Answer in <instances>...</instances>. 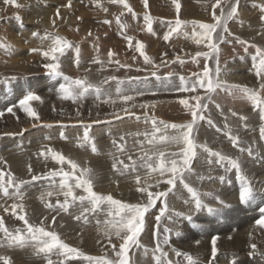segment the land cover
Returning a JSON list of instances; mask_svg holds the SVG:
<instances>
[{
  "label": "rangeland",
  "instance_id": "obj_1",
  "mask_svg": "<svg viewBox=\"0 0 264 264\" xmlns=\"http://www.w3.org/2000/svg\"><path fill=\"white\" fill-rule=\"evenodd\" d=\"M29 1L27 2V4L29 3L28 4L29 6L24 2L22 4L24 6L21 7V9L34 10V14H37L36 12H38L39 13L38 14L39 16L37 18V21H38L39 17L42 15L41 12L45 13V11H43V9L45 10V9H47L49 7L46 6L45 1H43V3H42V1H39V0H34L33 2L31 0H29ZM73 1L75 2V5H74L75 9H78L80 7L81 10H82L81 13H78L79 17L77 16L78 18H80L79 19L80 22H79V20H74V21H78L79 23H84V25H88L92 30L99 31L98 32L99 35H98V38H97V40H98L97 41V46H98V48L99 47L101 48V52L103 53V55L107 56V52L109 50L108 47H109L110 44H112V43H109V41L111 39H108L107 36H110V34L114 32L113 29H112V27H114V26H112V24L114 25V22H116V17L120 16V19H121L122 12H123V16H125L124 12H125L126 9L122 8V6H120V5L110 4L109 0L108 1L105 0L104 2L99 1L100 4H102L104 7H107L109 9V11L106 14V12L104 13V11L102 10L101 7L96 6V4H94L90 0L89 1L88 0H78V1L77 0H73ZM128 1L127 2L131 6H132L133 2H136V0H128ZM183 1H184L183 5H187V6L191 7V8H194V9L201 8V5H199V4L200 3H204V0L199 1V4H195L194 2H191L190 0H183ZM138 2H140V0H138ZM90 4H92V7L89 8V6H91ZM50 6H55V3H50ZM87 6H88V8H87ZM12 7L13 6H9L8 8H6V9H8V11H6L4 13L6 15H4V14L0 15L2 17V18L0 17V24L2 23L0 25V33H1L0 42H3L4 44L10 45L11 47H13L14 43L11 40L12 38L9 36V32L8 31H3V30L1 31V29H3V27L5 29V24L6 23L16 21L17 20L16 19L17 15L20 14L19 17L20 18L23 17V16H21L22 13H23L22 10H20L21 13H19L20 11L18 12L19 14L18 13L17 14H15V13L13 14V12L15 11V8H12ZM32 7H34V9ZM93 7H95L97 10L93 9ZM2 12L0 11V13H2ZM94 12L95 13L98 12L97 15ZM111 12H113V13H111ZM67 13H70V12H67ZM99 13H101V14H99ZM126 14L129 17L132 16L130 13L128 14V12H126ZM12 17H15V18H12ZM143 17H144V15H140V20L137 21V24H135V26H134L135 30H136V31L134 30L135 34L134 33L130 34V31H128V29L125 30L124 32L121 31V33L123 32L124 34H127V35H129L131 37H132L133 34L136 35L137 34L136 32H139L141 30L140 28L144 25ZM81 18L83 19V21H82ZM6 19H8V20H6ZM106 19L110 20L109 24L103 23V21L106 20ZM127 19H129V18H127ZM127 19L126 18L123 19V20L121 19V22H123V25H125V26H127V24H128ZM63 21H60V22L56 23V25L58 23H61V25L60 24H58V26L55 25V27L57 29L55 32L58 33L59 31H61L63 29V31L59 32V35H61L60 33H64L61 36L65 37L66 39H68L71 42L75 41V42H73L74 45H77V44L80 45L81 43H83V42H81V39L79 40L80 37L77 38V36L75 35V34H77V31H75L74 29H76V28L72 27V29L76 33H74L73 30H71L70 27L73 25V23H71L69 21H66L67 22L66 23L65 21L64 22ZM97 21H99L100 24ZM78 22H75L74 25L77 24ZM68 23L70 25V26L68 25L69 28L67 27ZM105 25H107V26L109 25V26L107 27ZM48 27L50 28V25ZM55 27H53L51 30L54 31ZM106 27H107V29H106ZM90 28H88V29H90ZM108 29H109V31H108ZM69 30L72 31V32H70ZM110 30H112L113 32H111ZM104 32H105V35H103ZM141 32L142 31H140L139 33H141ZM134 35H133V38H134ZM7 37H9L10 39L7 38ZM102 37H104V38H102ZM122 37L124 38L123 35H122ZM141 39H143V38L141 37ZM76 41H77V43H76ZM114 41H116V40H114ZM8 42H10V44ZM116 44H118V43H116ZM35 45H36L35 42L33 44L30 43L29 44L30 48L28 47V49H25L24 50L25 52L24 51L23 52L25 54H30V52H29L30 50L29 49H31L32 46H35ZM27 46L28 45H26V47ZM36 46L37 47H41V46H44V44H39V45H36ZM121 46L126 48V51L129 54L125 50H123V52H122V50H119L118 47L114 46L113 50L111 48V50L114 53H116L114 58H116V56H118L122 52V55H124V57L126 59H128V57H130V56L131 57L135 56L137 60L139 58H140L139 60H142V57L138 56L139 53L138 52L135 53L136 52L135 46H133V47H129V46L125 47L126 45H123V44H121ZM22 48H23V46H22ZM132 48H134V49H132ZM4 51H5L4 48L0 49V56L3 53L2 58L5 57L4 56L5 53H7V54H5L6 57L9 55L8 54L9 50L5 51V52ZM81 51H82V54L84 56H86L87 54L88 55H87L86 58L85 57L83 58L84 60L80 61V67H83V65H85L86 66L85 68H87V69H95V68L99 67L98 64L90 63V61L93 60V58H96V57H98L99 59L103 60V57H102L101 54L93 55L91 53V55H90L89 54L91 52L90 49L87 50V52H85L84 49H81ZM117 52H118V54H117ZM149 52H150V50L148 51V53ZM6 57H5V59L4 58L3 59L0 58V70H1L0 71L1 72L0 75H1L2 79L4 78L3 81H1L2 79L0 78V107L4 109V111L1 112V113H3V115L0 113L1 114L0 115V120H1L0 121V169H3L4 171H9L10 170L17 179H23V180H26V181H31V175L43 176V174H46L50 169H52V168H57L58 169L60 167V165H58L55 161H53L51 159V156L43 157V156L39 155V152H40V150L42 148L46 149L47 147H52L56 151H59L61 153L64 152L63 153L64 155H66L69 158L74 159L77 163H79V165L81 167L82 166L86 167L87 165H88L87 167L90 166V168L93 169V175H92L93 185L94 184H104V185L112 186L111 187L112 191L110 189L109 191H107V193H104L105 195L111 194L115 199L122 200V201H124L126 203L144 202L145 199H146V194L142 196L136 190L134 192V195L126 196L125 198L117 194V192L115 191L116 190V186H117V184H122V181H123L125 175H121L119 172L114 171L113 168H112V163H113V158L115 156H117V155H119L120 158L124 159L126 163H129V161L127 159V157L129 155H131L133 157V159H137L139 157V155L143 151H147L149 149L150 146L145 141L144 136L140 135L139 138H138L135 135L136 133H141L140 131H142L141 134H143L145 132V129L149 128V126H151L150 122L149 121L146 122L145 119H144V116L146 115L145 114L146 111L144 113L138 114V113L135 112L136 110L135 111L131 110L134 114L131 117H128V116L125 115V111L124 110H117V111H114V112L112 111L111 112V111H108L107 109H105V110L102 111L103 114L98 115V117H95L94 114H93V116H91V113L93 111V105L88 103V102H86V99H84V100L81 99L80 101L74 103L71 100H63V99H61L58 90H56V92L53 91V93H50L51 91H48L47 87H48L49 84L58 83V82L55 81V79L57 77H52V76L48 75L46 70L44 72H41V71H37V70L36 71H31L27 67L20 68L19 67L20 64H18V62H13L12 59L9 60L10 56H8L9 58L8 57L6 58ZM39 57L41 58V56H38V54L33 53V58L32 59L35 60V61H42V58L40 59ZM74 59H75V57H73V60ZM44 61L45 60L43 59V62ZM68 61H70V62H68L66 64L63 63V61H61V63H62V71L64 72L65 75H70L72 73H76L73 70V68H70V65L72 63L71 59H68ZM1 63H3V66H1L2 65ZM14 63L19 65V66L12 65ZM6 64H7V67H6ZM10 66H13L12 70H11ZM74 66L77 67L76 65H74ZM80 67H78V68H80ZM2 68H3V70H2ZM16 69H18V70H16ZM4 70H5V72H2ZM77 71H79V70H77ZM227 73H225V74H227ZM231 73L232 74L230 76H233L231 78H233L232 81H234V78H235L234 76L237 75L236 74L237 71H233ZM6 74H8V75H6ZM9 76L10 77L14 76V77L13 78L12 77L9 78ZM61 78L59 80H61ZM11 79H13V80H11ZM12 83H13V85H12ZM229 84H233V83H229ZM16 87H21L20 91H19L20 94L22 92H24L23 88L26 87L28 90L29 89H30V91L32 90L33 92H35L36 94H38L41 97V100H39L38 103H36V101L33 104L31 102L30 103H31V106L34 107L37 110V112L39 113L41 118L42 117H46L47 115H52V117L54 119H53V123L52 124L49 123V125H52L51 127H45L44 125H48V124H46L44 122L42 124L40 122V121H44V120H48V119H46V118L43 119L42 118L40 121H34L32 118H29L27 116V114H24L25 112L23 110L21 111L20 108H17V107H19V100H21L23 97L20 98L18 101H16V99L18 98L17 97V92L14 91V89ZM260 89H261V87L258 88V86H257L256 90L260 91L261 95H264V89H261V90ZM43 92H46L48 94V97L45 100H42V96L46 95ZM217 93H219V94H217ZM241 94L242 93H240V92L237 94L234 91L230 95V94H228L227 91H217L215 93V95L213 96V101L208 104V105H210V106H208L209 112L207 110L206 113L208 115L205 113V116L206 117H210V118H212V117L215 118L213 122L216 125H218V127H220L221 129L224 128V124H226V122H227L229 127H231L230 128L231 131L234 132V133L232 132L233 135L237 134V136L239 137L240 147L247 148V147L251 146L253 148V152H254L253 156L249 157L246 152L241 153L237 147L236 148L233 147V145L230 143L229 138L225 136L224 131L217 132L215 128H212V127H210L208 125L206 120L202 124V126L204 127V131H205L204 134H203V139L205 140V142H209V141H211L210 136L213 135V134H216L218 142L219 143L223 142L225 144L224 147H225L226 151L223 152L222 154L231 156L233 158H237L238 157L242 161V167L244 169V172L246 173V175L249 173L247 175V177L250 180V182L252 183V186L254 187L255 191H256V188H257L255 198L252 201H250L249 203L241 204L239 202V199H238L239 185H238V182L235 179V171L233 170L232 172L225 173L224 169L220 168V166L216 165L215 163H213L212 165L209 166L207 164V162H206L207 161V156H206L207 154L203 153L202 150L198 149L197 150V152H198L197 153V158H194V160H196V161L193 160L192 161V165H191L192 168H193L194 174L191 175L189 179L186 178L187 182L191 183L194 187H197L199 190L201 189L200 190L201 192H207V191L215 192L214 194L218 195L221 199H223L227 203H229L231 205V207L223 208L217 213H209L208 214L209 216H208L207 219L199 218L196 215V213H195L191 223L186 221V220L181 219L179 221L181 223H178L175 226L172 225L170 222H167L168 220H166V218L165 219L163 218L164 220L162 219V221H164V222H161V224L159 225V227H160L161 247H163L162 248L163 251L168 253V258L173 262V264H187L186 258L183 255L177 257L176 252L174 251V249L180 251L181 253H185L186 252V253L190 254L193 257V259L195 261H197V264H204L202 262V259H206V256L203 255V257H202L199 251H202L203 253H205L204 251H207L208 248H209L208 249L209 251H212V246L213 245H211V243H212L213 236L217 237L216 247H217L218 251H217V254H216L217 256H215V258H217V260L212 262V264H231L233 259L236 260V264H264V255H261V253H264V243H263V241L259 242L260 241L259 236H258L259 239H257V241L255 239H250V237H249L250 236L249 234L252 233V231H255L256 228L259 229L260 233L261 232L264 233V229H261L256 224H253L255 222V220L259 218V215H257V216L254 215L253 208L256 206V203L258 202V200L262 199L261 197L264 196L263 193H258L262 189V187L264 186V178H263V176H261L262 178L261 177L257 178V176L256 177H252L254 175V173L262 172L263 170H261V171H259V170L264 167V140L260 139V133L256 129L258 125H261L262 121L259 120L260 118L258 119L259 111L258 110L254 111L253 107H252V104H250V102L246 98H244L243 96H242V100L240 99L241 98ZM56 98H57V100H56ZM9 101H13V102L9 104ZM206 102L208 103L209 101H206ZM216 103L221 105V110H218V111L216 110L217 109L215 107ZM9 105L11 106V108H13V111L15 112V115H13L12 113H9L7 111V109L10 108ZM37 106H39V107H37ZM211 106L214 107V108H212ZM225 106L227 107V109H225L226 108ZM246 106L249 107V108H247ZM250 107H252V108H250ZM234 108H237L236 109L237 112H236V110ZM239 108H241V109H239ZM175 109L176 108L168 110L166 112L168 115L165 116L166 118L163 117L164 119H162L161 115H159L158 117H156L154 115H151V117L155 118L158 121L159 120H163L165 123H168V124H171L172 122L173 123L175 122L176 124H180V123L184 124V123H187V122H189L191 120V117L189 116V113H187L188 110L186 111V109H183V108L177 109V110H175ZM182 109H183L184 112L181 111ZM229 109H231L232 111H235L236 113H238V112L239 113L237 114V116L233 117L231 112L229 111ZM17 110H19V111H17ZM227 110H228V112H227ZM238 110H241L242 112L240 113V111H238ZM224 111H226V113ZM244 111H246V112L244 113ZM7 112H8V114H7ZM115 112H117V113H115ZM114 113L115 114H119V115H123L122 119L114 120L113 117L116 116ZM180 113H182V114H180ZM184 114H186V115H184ZM249 114H250V116H249ZM241 115L244 116V117H247V120L246 121L239 120V117ZM99 116H100V118H99ZM137 116L140 117L139 120H135ZM182 116H185V117H182ZM12 118H14V119H12ZM157 118H159V119H157ZM216 118H217V120H216ZM221 118H222V120H221ZM2 119H4V120H2ZM96 120H99V121H106L107 120V122L104 123V124H99L97 128L92 126L89 129L90 136L95 140V143H96V146H97V149H98V151L96 153H93L91 151L90 147H84V148L78 147L77 146V141H78V138L81 137L83 135V132H84V128H83L81 122L84 124L85 121H86V123H89V121L93 122V121H96ZM108 121H111V122L109 123ZM240 121H241L242 124L240 123ZM8 122H10V124ZM255 123H257V125ZM237 124H239V125H237ZM245 124H246V128L244 126ZM263 124H264V122H263ZM27 125H30V126H27ZM33 125H35V126H33ZM240 125L244 126V127H241ZM254 125H256V126H254ZM253 126H254V128H253ZM4 127L6 129H8L10 132L9 131H7V132L4 131L5 130ZM23 127H24V130L22 131L21 128H23ZM161 127H163V126H161ZM236 127H237V130H236ZM98 128L102 129V131H103L102 134H100V132L97 130ZM240 128H243V129H240ZM259 128H260V126H259ZM250 129H252V131H254V132H251V131L249 132ZM119 130H121V131H119ZM148 130H146V131H148ZM239 130H241V131H239ZM246 130H248L249 134H251L250 136L248 135V133H246ZM111 131H113V132H111ZM148 132H151V131H148ZM255 132H257V133H255ZM61 133H63V136L66 137V138H62ZM217 133L219 135H217ZM129 134H131V135H129ZM121 135H124L126 137V140L124 142H122V143H125V151H124L125 154L124 153L123 154L118 153L116 146L112 143V141L114 139L117 140L118 142H120L119 141V137ZM98 136H101V137H98ZM107 136H108V138H107ZM240 136H241V138H240ZM220 137H221V139H220ZM242 139H243V142H246V144L245 143L243 144ZM6 141H7V143H6ZM138 141H139V144H138ZM250 141H251V143H250ZM141 142H143V143L141 144ZM218 142H217V145L219 144ZM241 143H242V145H241ZM202 144H205V143H202ZM206 144H209V147L216 146L215 148L213 147L214 148L213 150H215V151L218 150L217 149V145H213V143L210 144V142L206 143ZM3 145H5V146H3ZM211 145H213V146H211ZM161 148L163 150H165L163 147H161ZM132 151H133V153H132ZM169 151L170 150H167L166 152H169ZM197 160L200 163H197L198 162ZM95 161H96V163H95ZM193 163H194V165L195 164L196 165L194 166ZM98 164H99V166H98ZM29 165L32 166V169H33L32 173L28 172V166ZM52 165L55 166V167H53ZM256 165L258 166V168H257ZM64 168H65V170H70L67 165H64ZM218 169H219V171H218ZM146 171L147 170L146 169L144 170V168H137V172H135V173L129 172L128 174L133 175L132 177H134L137 174L140 175L141 178H142V183H143L144 182V177L146 176ZM202 173H204V174H202ZM263 173H264V171H263ZM197 174L198 175H203L205 177V179L202 180V182H201V180L197 179ZM153 175H156V174H153ZM220 176H226L227 180H230L231 183H228L227 180L224 183H220V181L218 179ZM208 177H213L214 180L213 179H208ZM58 179H60V177H55L52 180H56V182H57ZM40 180H42V181L43 180H48V178L40 179ZM40 180L31 181V182L23 185L22 188H21L22 193L24 195V200H23L24 202L23 203H26V202L30 201V202H28V204H24L25 206H27V207H25V209H26V213H27V218L29 219L30 223H32L34 225H41V222L43 221V225L42 226L46 227L48 230L57 232L59 234L60 238L65 243L70 245L72 248L79 249L81 252H83L86 255H89V256H93L94 255L96 257H104V256H106L108 259H116L115 253L112 250V247H111V244L108 241V238L104 237L102 235V233L100 231H98V228H103L104 227V221L106 219H108V217H107V211H108L107 207H103V210L97 211L94 214L93 213L87 214L88 215V222L87 223L84 220L77 221L76 219H74V217L79 215L83 211V207H90V205L87 202H85V204L82 207L80 204L77 203V204L71 206L68 212L57 211L54 208H47V207H45V205L43 203H41L40 199H38L39 196L35 195L36 193H38L37 190H36V187L39 186V184L41 182ZM38 181H40V182H38ZM49 181H51V180H49ZM97 181H99V182H97ZM206 181H207V183H206ZM148 182H149V180H148ZM34 183H36L37 185L34 184ZM57 183H58V185L55 184V186H59V182H57ZM134 184L136 185V183H134ZM259 184H260V186H259ZM27 185H29V186H27ZM33 185H35L36 187H33ZM206 185H208V186H206ZM47 187H49V185L41 186V188H44V189L47 188ZM213 187H215V188H213ZM226 188H228L229 190L226 189ZM27 189H28V191H27ZM52 190L55 191L56 188L54 187V188H52ZM78 190L79 189H76L75 191L79 192ZM11 191L12 190L10 189V192ZM154 191H156V189H154ZM226 191H228V192H226ZM97 192H101L103 194L102 191H97ZM81 195H82V193H81ZM28 197H29V199L26 200V198H28ZM56 197H58L59 200L63 201V195L60 194L57 191H56V194H54L52 197L47 198V199H49L52 202V200L55 199ZM171 197H173V198H171ZM228 197L230 198L231 201L229 200ZM140 198H142V199H140ZM186 199H189V194L187 193L186 190H183V188L181 186H179V183H177V187H176L175 191L173 193H171V196H168L167 202L169 201L168 205L170 206V209L172 211H180V212H184V213L188 214L192 210V205L191 204H185V200ZM177 200H179V201H177ZM9 201H10V203H8ZM1 202H2V204H1ZM14 202L15 201L13 199H10L9 197H5L2 193H0V205H5V206L9 205L7 207L11 209V204L14 203ZM18 202H16V203H18ZM55 202L56 201H54L52 203L55 204ZM172 203H174L175 205L172 204ZM205 203L211 204V205L213 204L212 205L213 207H218L217 201L215 199H212V198H205ZM175 206H176V209H175ZM261 207H264V205H261ZM256 209H254V210H256ZM152 213H154V212H151V214ZM0 216L4 217L5 224L10 230H14L16 228H21V229L24 228L23 222L19 221L15 217H13L12 214H11V210L8 211L7 213H5L3 211V208L0 207ZM53 216L56 217L55 222H53V220H52ZM97 221L100 222L99 225L97 224ZM213 221H215V222H213ZM162 223L163 224L165 223V224L162 225ZM169 223H170L171 226H169ZM180 224H182V225H180ZM165 226L174 228V231L169 236V240L170 241H169V243L167 245H164L162 243V238H161V237H163V230L162 229ZM183 226H185V228ZM176 230L180 231L179 232L180 236L179 235L177 236L175 234ZM186 230H187V232H186ZM203 230H204V232H202ZM213 230H214V232H213ZM241 233L246 235V239H248L247 241H244V239L243 240L239 239V236L241 235ZM0 237H2V233H0ZM98 241H99V243H98ZM197 241H199V244L197 243ZM120 242L121 241H119L115 236L112 237L111 243L115 244L117 246V250H118ZM183 242L184 243L186 242V243L184 244ZM253 242L258 247H257L256 252L253 255H249V253L253 251L250 248V244H252ZM140 243L142 245H144V246L147 245V243L144 240H142L141 237H140ZM200 243L203 244V246L200 245ZM156 244H157V239L154 238V242L149 244L150 245V250H151V254L150 255H148V254L144 255V249L143 248H139V249L136 248V247L130 248L128 250V253H127V256H128V258L130 260V264H155V262L152 260V250L155 248ZM191 244H194V245L197 244V245L194 246V245H191ZM188 247H190V248H188ZM180 248H182V249H180ZM229 248H231V249H229ZM191 250H192V253H191ZM221 250L223 251V253H222ZM95 251L97 252L98 255L96 254ZM0 255L8 256L10 258L11 264H46V260H47V258L44 256V254H40V255L34 254L33 249L31 247H25V248L7 247V246H5L3 244V240L2 239H0ZM208 255H209L208 257L210 258V261H211L212 253L210 252ZM48 258H51L53 261L64 260V257H60V256H57L55 254L51 255ZM207 261H208V259H207ZM210 261H208L205 264H209ZM0 264H2V262H0ZM65 264H87V261L83 260L82 258L68 259V260L65 261Z\"/></svg>",
  "mask_w": 264,
  "mask_h": 264
},
{
  "label": "snow or ice",
  "instance_id": "obj_2",
  "mask_svg": "<svg viewBox=\"0 0 264 264\" xmlns=\"http://www.w3.org/2000/svg\"><path fill=\"white\" fill-rule=\"evenodd\" d=\"M228 3L227 10H225V3ZM5 5H13L16 8H21L23 5L17 3V0H3ZM98 7L103 8L104 12H108L109 9L104 7L99 3V0H93ZM110 4L120 5L127 10L134 18L136 13L134 12L132 6L127 2V0H109ZM145 10L149 8V0H142ZM173 5L176 8L177 18L175 21H169V29L163 35V40L168 42L173 34H179L183 28H186L190 23L192 25L191 37L197 45L205 44L209 51H197L191 60L193 63H199V58L203 57L205 62L203 64V70L199 73H193L191 83H185L182 87L177 89L181 93H189L188 98L181 99L179 103L183 105L185 109L191 114V120L184 124L176 123H165L163 120H156L155 118L144 116L145 121H151V132L145 131L143 134L136 133L135 135L139 137L143 135L147 144L150 146L147 151H143L137 159H133L131 155L127 157L129 163H126L124 159L120 158L119 155L113 158L112 168L114 171L119 172L121 175L128 174L129 172L135 173L137 168H144L147 170V175L144 177V182L142 183V178L140 175H135V183L137 185L136 191L142 196L146 194V200L144 202L137 203H126L122 200L115 199L111 194H102L94 191L93 189V169L90 167H81L74 159L67 157L63 153L54 150L52 147H47L46 149H41L39 152L40 156L48 157L55 161L60 167L50 169L43 176L31 175V181H37L40 179H54L55 177H60L59 190L60 194L63 195V201L57 199L55 204H53L49 199L54 195L53 191L42 192L38 199L47 208H54L57 211L68 212L70 207L75 204H80L82 207L87 202L90 207H83V211L74 217L77 221L84 220L88 222L89 213H96L97 211L103 210V207H107V217L104 221V227L98 228V231L102 235L108 238L111 244L112 250L115 253L116 259H108L104 257L89 256L81 252L79 249L72 248L70 245L65 243L55 231L48 230L46 227L41 225H34L30 223L27 218V213L25 205L23 203L24 195L21 191L23 185L29 183L23 179H17L14 174L9 171H4L0 169V193L5 197H9L14 201H19V203L11 204V214L13 217L23 222L24 228H16L10 230L6 224L3 216H0V233L3 240V244L7 247H31L34 254L40 255L44 254L47 258L46 264H65L68 259H78L82 258L87 261V264H130V260L127 256L128 250L132 247L143 248L144 255L148 254V249L140 243L141 234L145 230L147 216L150 214V210L160 202L159 214L156 215V225L157 227L153 230V237L157 239V244L152 250V260L155 264H173V262L168 258V253L163 251L160 242V228L162 218H166L172 225L179 223L181 219L188 222H192L195 213L206 210L208 213H217L223 208L231 207L229 203L221 199L218 195L214 194L212 191L201 192L197 187H194L191 183L187 182L186 177L194 174L192 168V161L197 158V150H202L203 153L207 154V164L210 166L213 163L224 169L225 173L235 171V179L239 185L238 199L241 204H246L255 198L256 191L252 186V183L248 179L244 169L242 167V161L237 157L233 158L231 156L222 154L220 151H214L206 143L199 144L195 139V130L197 128L198 122L205 121L212 128H215L217 132L224 131L225 135L228 136L233 147H237L241 153L246 152L249 157H252L254 152L251 146L244 148L240 147V140L237 135H233L229 125L226 123L224 128L218 127L210 117L205 116V112L208 109V103L206 101H213V94L217 91H227L228 94H232L234 91H238L243 94L253 107V110L259 111V117L262 122H264V95H261L260 91L256 89H250L247 86L228 84L227 81L220 80V47L219 43L227 42L231 43L230 40H226L227 35H232L228 28V22L235 19L238 16V6L239 0H215L211 4L212 9V19L213 23H205L202 21H182L179 18L181 5L179 0H172ZM70 6V5H66ZM260 8V21L264 22V3L259 5ZM217 9H219V14L217 15ZM55 16L63 19L60 15V10L57 9ZM17 20L21 18L19 15L16 16ZM79 19V18H78ZM144 22L146 29L149 33L153 32V20L148 11H145ZM116 22L120 25L121 29L125 26L121 22L120 16L116 17ZM103 23L109 24V20H104ZM53 27L56 25V20L52 21ZM124 39L128 42V46L132 47L133 43L136 52L143 57L145 65H152L154 68L158 67L155 65L151 57L146 54L145 45L140 40L133 41V37L121 33ZM215 34V37H214ZM34 37L38 36V33L33 32ZM91 32L88 33L89 38L91 37ZM185 36H188V32H184ZM43 39L48 41L47 47H34L30 49V52L38 54L46 62L43 64L44 69L48 75L52 77H62L63 81L59 84L58 92L60 98L63 100H71L74 103L80 101L91 91L97 94V99H100L103 95L100 85L93 84L88 80L87 76L80 78H71L64 74L62 71V57L65 56L66 52L70 49L75 51L74 63L77 67L80 66V47L79 45H74L71 41L65 37L60 36L55 32H45ZM235 42L241 45H247V41L241 40L236 37ZM10 45L0 42V48H4L5 51L10 49ZM255 48V55L252 57L253 68L256 69V75L261 83V89H264V48H261L255 44L251 45ZM245 51L248 48L245 47ZM115 53L109 49L107 52V57L110 62L119 65L122 68H128L129 65L121 64L119 60H114ZM215 58L216 69L215 76H213L208 61ZM135 59V57L133 58ZM176 61L180 64H184L185 61L179 56L176 57ZM172 61V62H176ZM93 64H103V61L98 57L93 58L90 61ZM163 64V60H162ZM152 76L158 77L157 71L151 73ZM110 80H116V77H110ZM138 79V78H134ZM184 80V77H181ZM104 81L103 83H107ZM119 83H123L120 81ZM200 89L204 90V94H197ZM118 99L123 104L132 103L134 107L135 100L137 97L144 95L142 91H135L132 94H128L119 87L116 93ZM41 97L33 91L27 92L23 98L19 101V108L23 110L29 118L34 121H40L41 117L37 110L31 106L32 101H39ZM105 103L111 102L116 103V100L112 96H106ZM145 104L142 107H147ZM217 110H221L220 104H215ZM55 110V109H54ZM7 111L15 115L13 108H8ZM125 115L131 117L134 113L125 108ZM232 116H237L235 111L229 109ZM115 120H120L122 117L116 115ZM137 120L140 119L139 116L136 117ZM241 121H246L247 117L240 116ZM109 123L111 121H108ZM94 124H99L101 121H93ZM84 132L81 137L78 138L77 146L84 148L90 147L93 153L98 151L95 140L90 136L89 129L92 127L91 124H83L81 122ZM35 126V125H33ZM45 127H51L52 125H44ZM163 126V127H161ZM246 127V125H245ZM171 130V133H169ZM23 131V130H22ZM260 139L264 140V124L261 125L259 129ZM131 135V134H129ZM62 138H66L61 133ZM126 140L124 135L119 137V141L113 140L112 143L116 146L117 152L123 154L125 151ZM143 142H141L142 144ZM164 145H176L179 148L177 152H166L160 146ZM64 165H67L70 170H65ZM28 172L32 173V166H28ZM153 174H158L159 178L156 180L155 187L159 188L160 184H166L167 188L163 191L156 190L150 191L149 189L153 187L147 183L148 179L153 176ZM198 180H204L203 175H197ZM208 179H213V177H208ZM220 183H224L227 180L226 176H220ZM231 183L230 180H227ZM177 183L187 191L189 194V199L185 200V204H191L192 210L186 214L180 211H172L168 205L167 198L170 193H173L177 187ZM56 187L54 184H50L49 188ZM10 189L12 190L10 192ZM79 189L82 191L81 194H77L75 191ZM205 198H212L217 201L218 207L210 206L205 203ZM3 211L7 213L9 208L5 205H0ZM53 222H55L56 217H52ZM99 221L97 224L99 225ZM255 224L259 228L264 229V207L259 208V218L255 220ZM174 231L172 227L163 228L162 243L167 245L169 243V236ZM175 234L178 236L180 233L176 231ZM251 236V233L249 234ZM115 236L119 241V247L111 243L112 237ZM217 237L212 238V257L215 258L217 254L216 247ZM99 243V241H98ZM199 243V241H197ZM250 248L253 250L249 255H253L257 250V245L255 243L250 244ZM177 257L183 255L187 264H197V261L188 253H181L175 250ZM57 255L64 257V260L53 261L50 257L51 255ZM264 255V253H261ZM0 262L2 264H11L10 258L8 256L0 255ZM212 264V261L209 262ZM231 264H236V260L233 259Z\"/></svg>",
  "mask_w": 264,
  "mask_h": 264
},
{
  "label": "bare ground",
  "instance_id": "obj_3",
  "mask_svg": "<svg viewBox=\"0 0 264 264\" xmlns=\"http://www.w3.org/2000/svg\"><path fill=\"white\" fill-rule=\"evenodd\" d=\"M29 0H17V3L19 4H23L24 2L27 4ZM32 2L34 0H31ZM39 1H45V4L46 6H48L49 8L47 9H43L44 12H41L42 15L39 17L38 21H37V18H38V12H36L37 14H34V10H24V9H21V8H16L15 6L13 5H5L3 3V0H0V11L2 13H0V15H3L6 11H8V8L9 6H13L12 8H15V11L13 12V14H17L20 10H22V15L23 16L20 20H16V21H13V22H9V23H6L5 24V29L3 27V29H1V31H8L9 32V36L12 38V42L14 43L13 47H11L9 49V55L10 59H12L13 62H18L19 65L17 64H12V65H17L19 66L20 68H25L27 67L28 69H30L31 71H41V72H44L45 69L43 67V64L46 62L44 61L43 62V58H42V61H35L33 60V53L30 52V54H25L24 50L25 49H28L29 47V44H33L35 42L36 45H39V44H44L45 47H47L48 45V41H45L43 39L44 37V34L45 32H55L57 29L56 27L54 28V31H52L51 29L53 28V25H52V21L53 19L56 20V23L57 22H60V21H69L71 23H73V25L70 27L71 30L72 27L76 28L74 29L75 31H77V34H75L77 36V38H79V40L81 39V43L79 45L80 47V52H81V55H80V61L84 60L83 58L87 57L84 56L82 54V51L81 49H84L85 52H87V50L90 49V55L91 53L93 55H99L101 54L102 57H103V64H98L99 67L95 68V69H87L85 68L86 66L83 65V67H75L74 65H76L73 61V57H75V51L73 49H70L66 52L65 56L62 57V61L63 63H68L70 61H68V59H71L72 63L70 65V68H73V70L76 72V73H72L70 75H66L68 77H71V78H77V77H80V78H83L85 76H87L88 80L91 81L93 84H97V85H100L101 87V90H102V93L103 95H101L100 99H97V94L94 92V91H91L85 95V97L83 98L86 99V102L90 103L93 105V111L91 113V116H93V114L95 115V117H98V115H101L103 114L102 111L107 109L108 111H117V110H124L125 108H128L130 110H136L135 112L140 114V113H144L146 111V115H148L149 117H151V115H154L156 117H158L159 115H161L162 119H164L163 117H165L166 115H168L166 112L170 109H173V108H176L175 110L177 109H185L183 107V105H181L179 103V101L181 99H184V98H188L189 97V93H181L179 91H177V89H179L180 87H182L185 83H188L190 84L191 83V79H192V74L193 73H199V72H202L203 70V64L205 62V59L203 57L199 58V63H193L192 60H191V57L197 52V51H209V49L207 48V46L205 44H201V45H197L192 37H191V32H192V25L189 23L187 25L186 28H183L181 30V32L179 34H173V36L170 38V40L168 42H165L163 40V35L165 32L168 31L169 29V24L168 22L169 21H175V19L177 18V12H176V8L175 6L173 5L172 3V0H149V8L147 10H145L144 8V5L142 3V0H140V2H138V0H136V2H133L132 3V8L134 10V12L136 13V16L135 18L133 16H127L126 12L127 10H125V16H123V12H122V15H121V19H127L128 21V24L127 26H125L123 28V30L121 29L120 25L117 23V22H114V25L112 24V30H110L111 33L110 36H107L108 39H111L109 41V43H112L109 45L108 49H111L112 50L114 49V46L118 47L119 50H125L126 51V48H124L123 46H121V44L123 45H126L125 47H128V42L122 37V34H121V31H125L128 29V31H130V34L131 33H134L135 34V24H137V21L140 20V15H144L145 14V11H148L152 17V20H153V32L152 33H149L146 29V25H145V22H144V25L140 28L142 31L141 33L139 32H136L137 34L134 35V38H133V41L135 40H140L144 43L145 45V51H146V54L152 58V60L154 61L155 65L158 66V67H153L152 65H145L144 63V60H143V57H142V60H137L136 57L135 59H133L134 57H128V59H126L124 57V55H122V52L116 56V58H113L115 60H119L121 64H126V65H129L128 68H122V67H119V65H116L115 63H112L109 61L108 57L106 55H103V53L101 52V48L97 46V38H98V35H99V31H96V30H92L88 25H84V23H79L80 22V18L78 19V13H81L82 10L81 8L79 7L78 9H75L74 5H75V2L73 0H39ZM78 1V0H77ZM89 1V0H88ZM87 1V2H88ZM93 2V0H90ZM101 2H104L105 0H99ZM108 1V0H107ZM128 1V0H127ZM191 2H194L195 4H199V1H202V0H190ZM30 2V1H29ZM83 2V1H82ZM129 2V1H128ZM215 0H204V3H200L199 5H201V8H198V9H194V8H191L187 5H183L184 1L183 0H179V3L181 5V8H180V13H179V18L182 20V21H202V22H205V23H213V19H212V9H211V4L214 3ZM40 3V2H39ZM50 3H55V6H50ZM261 3H264V0H239V6H238V16L233 19V20H230L228 22V28H229V31L232 35H227L225 34L226 36V40H230L231 43H227V42H222V43H219V47H220V59H219V67H220V80L222 81H227L228 84L229 83H233V84H236V85H243V86H247L248 88L250 89H256L257 86L258 88L261 87V83L262 81H260L256 75V69L253 68V60H252V57L255 55V48L251 47V45L255 44L261 48H264V22L260 21V15H261V12H260V8H259V5ZM29 4V3H28ZM27 4V5H28ZM35 4V3H34ZM33 4V5H34ZM41 4V3H40ZM39 4V5H40ZM87 4V3H86ZM93 4V3H92ZM92 4H90L92 7ZM95 4V3H94ZM205 4V5H204ZM52 5V4H51ZM66 5H70V6H67ZM77 5V4H76ZM24 6V5H23ZM29 6V5H28ZM82 6V5H81ZM94 6V5H93ZM97 6V5H96ZM225 10H227V7H228V3L226 2L225 3ZM40 7V6H39ZM116 7V6H115ZM25 8V7H24ZM34 9V7H32ZM85 8V7H84ZM88 8V6H87ZM123 8V7H122ZM42 9V8H41ZM59 9L60 10V15L63 17V19H60L58 17L55 16V13H56V10ZM93 9H96L95 7H93ZM100 9V8H99ZM114 9V8H113ZM24 10V11H23ZM91 10V9H90ZM97 10V9H96ZM103 10V8H102ZM86 11V10H85ZM124 11V10H123ZM194 11V12H193ZM217 11V15L219 14V9L216 10ZM67 12H70V13H67ZM103 12V11H102ZM101 12V13H102ZM21 13V11L19 12ZM18 13V14H19ZM84 13V12H83ZM95 13V12H94ZM98 12H96L95 14L97 15ZM99 13V14H101ZM105 13V12H104ZM103 13V14H104ZM113 13V12H111ZM87 14V13H86ZM107 14V13H106ZM105 14V15H106ZM129 14V13H128ZM6 15V14H4ZM91 15V14H90ZM89 15V16H90ZM113 15V14H112ZM120 15V14H119ZM14 16V15H13ZM20 16V14H19ZM78 16V17H77ZM81 16V15H80ZM104 16V15H103ZM107 16V15H106ZM1 17V16H0ZM83 17V16H82ZM111 17V16H110ZM114 17V16H113ZM193 17V18H192ZM2 18V17H1ZM12 18H15V17H12ZM112 18V17H111ZM82 19V18H81ZM101 19V18H100ZM8 20V19H6ZM74 20H79L78 21H74ZM63 21V22H64ZM83 21V19H82ZM81 21V22H82ZM85 21V20H84ZM110 21V20H109ZM75 22H78L77 24L74 25ZM87 22V21H86ZM99 23V21H97ZM67 23V22H66ZM97 23V24H98ZM102 23V22H101ZM123 23V22H122ZM2 24V23H1ZM0 24V25H1ZM61 25V23H58ZM58 24L56 26H58ZM65 24V23H64ZM63 24V25H64ZM94 24V23H93ZM96 24V25H97ZM100 24V23H99ZM50 25V28L48 27ZM62 25V26H63ZM69 23L67 24V27H68ZM92 25V24H91ZM95 25V24H94ZM70 26V25H69ZM98 26V25H97ZM107 26V25H105ZM109 26V25H108ZM107 26V27H108ZM138 26V25H137ZM66 27V28H67ZM99 27V26H98ZM106 27V29H107ZM58 28V27H57ZM69 28V27H68ZM67 28V29H68ZM90 28V29H88ZM95 28V27H94ZM137 28V27H136ZM65 29V28H64ZM104 29V28H103ZM59 30V29H58ZM73 30V32H74ZM135 30V31H134ZM13 31V32H12ZM63 31V29L61 30ZM59 31V32H61ZM70 31V30H69ZM68 31V32H69ZM109 31V29H108ZM188 32L189 35L188 36H185L184 35V32ZM33 32H36L38 33V36L34 37L32 35ZM58 32V34H59ZM72 32V31H70ZM91 32V37L89 38L88 36V33ZM56 33V32H55ZM76 33V32H74ZM61 35L64 34V33H60ZM1 35V33H0ZM60 35V36H61ZM105 35V32L104 34ZM107 35V34H106ZM127 35V34H126ZM132 35V37H133ZM129 36V35H128ZM141 37L143 39H141ZM214 37H215V34H214ZM236 37H239L241 40H244V41H247V45H241V44H237L235 42L236 40ZM4 38V37H3ZM6 38V37H5ZM9 38V37H7ZM104 38V37H102ZM140 38V39H139ZM10 39V38H9ZM100 40V39H99ZM116 40V41H114ZM75 42V41H72V43ZM10 44V42H8ZM77 43V41H76ZM101 43V42H100ZM118 43V44H116ZM114 44V45H113ZM12 45V44H11ZM21 45V46H20ZM26 45H28L26 47ZM32 46V48L34 47H37V46ZM78 45V44H77ZM23 46V48H22ZM26 48H25V47ZM102 46V45H101ZM106 46V45H105ZM133 46H134V43H133ZM132 46V47H133ZM245 47L248 48V51H245ZM30 48V47H29ZM105 48V47H104ZM103 48V49H104ZM1 49V48H0ZM117 49V48H116ZM134 49V48H132ZM5 50V49H4ZM30 50V49H29ZM118 50V51H119ZM150 50V52L148 53V51ZM2 51V50H1ZM24 51V52H23ZM28 51V50H27ZM132 51V50H131ZM134 51V50H133ZM5 52V51H4ZM28 52V53H29ZM84 52V51H83ZM84 52V53H85ZM89 52V51H88ZM105 52V51H104ZM127 52V51H126ZM128 53V52H127ZM133 53V52H132ZM131 53V54H132ZM137 53V52H135ZM7 54V53H5ZM4 54V56L6 57V55ZM116 54V53H115ZM118 54V52H117ZM124 54V53H123ZM129 54V53H128ZM130 54V55H131ZM134 54V53H133ZM2 55L3 53L1 54L0 58H2ZM138 55V54H137ZM36 56V55H35ZM39 56V55H38ZM126 56V55H125ZM128 56V55H127ZM140 56V55H138ZM179 56L181 59H183L185 61L184 64H180L178 61H176V57ZM5 57H3L5 59ZM6 57V58H7ZM2 58V59H3ZM40 58V57H39ZM40 58V59H41ZM92 58V57H91ZM8 60V59H7ZM8 60V61H9ZM39 60V59H38ZM162 60H163V64H162ZM6 61V60H5ZM172 61H176V62H172ZM2 62V61H1ZM11 63V62H10ZM9 63V64H10ZM209 63V66H210V69H211V72L213 74V76H215V69H216V61H215V58H212L208 61ZM3 66V63H1ZM8 64V63H7ZM7 64H6V67H7ZM9 66V65H8ZM66 66V65H65ZM5 67V68H6ZM12 67L13 66H10L11 70H12ZM3 70V68H2ZM7 70V69H6ZM18 70V69H16ZM79 70V71H77ZM239 70V71H238ZM1 71V70H0ZM153 71H157L158 73V77H154L151 75V73ZM233 71H237V75L234 76V81L233 76H230L233 72ZM2 72H5L2 71ZM228 72V73H227ZM11 73V72H10ZM13 73V72H12ZM78 73V74H77ZM227 73V74H225ZM1 74V72H0ZM8 75V74H6ZM15 75V74H14ZM45 75V74H44ZM18 76V75H17ZM20 76V75H19ZM238 76V77H237ZM12 77V76H11ZM9 76V78H11ZM14 77V76H13ZM12 77V78H13ZM110 77H116L117 79L116 80H110L109 78ZM181 77H184V80L182 81L181 80ZM0 78L2 79L1 75H0ZM8 78V79H9ZM19 78V77H18ZM47 78V77H46ZM61 77H57L55 79L56 82L58 83H55V84H49L47 89L48 91H51L50 93H53V91L56 92V90H58L59 88V84L64 82L63 81V78H61V80H59ZM134 78H138V79H134ZM4 79V78H3ZM3 79L1 81H3ZM13 80V79H11ZM108 81L106 84L103 83L104 81ZM22 81V80H21ZM120 81H123V83H119ZM231 81V82H230ZM5 83V82H4ZM9 83V82H8ZM53 83V82H52ZM3 84V83H2ZM13 85V83H12ZM22 87V86H21ZM21 87H16L14 89L15 92H17V99L16 101H18L20 98H22L25 94H27V92L30 91V89L28 90L26 87L23 88L24 89V92H22L20 94V88ZM120 88L122 89L123 91L127 92L128 94H132L134 93L135 91H142L144 92V95L141 96V97H137V99L135 100L134 104L135 106L133 107L132 106V103H129V104H123L122 102L119 101L116 93H117V88ZM36 89V88H35ZM7 90V89H6ZM261 90V89H260ZM32 91V90H31ZM41 91V90H40ZM37 92V91H36ZM237 94L239 93L238 91H235ZM44 96H42V100H45L47 97H48V94L46 92H43ZM197 94H200V95H203L204 94V90L203 89H200L199 92ZM219 94V93H217ZM19 95V96H18ZM112 96V98L114 100H116V103L113 104L111 102H108V103H105L104 100H105V97L106 96ZM215 94H213L214 96ZM242 94H241V100H242ZM216 97V96H215ZM218 97V96H217ZM222 97V96H221ZM57 100V98H56ZM229 100V99H228ZM237 100V99H236ZM20 101V100H19ZM231 101V100H230ZM13 101H9V104L12 103ZM35 101H32L31 103L33 104ZM228 102V101H227ZM36 103H38V101H36ZM210 102H208L209 104ZM219 103V102H218ZM147 104L148 106L145 108V107H142L143 105ZM217 104V103H216ZM247 104V103H246ZM251 104V103H250ZM214 105V104H213ZM10 106V105H9ZM210 106V105H209ZM11 107V106H10ZM17 107V106H16ZM39 107V106H37ZM212 107V106H211ZM224 107V106H223ZM226 107V106H225ZM247 107V106H246ZM19 108V107H17ZM135 108V109H134ZM214 108V107H212ZM249 108V107H247ZM252 108V107H250ZM56 109V108H55ZM76 109V108H75ZM183 109L181 111H183ZM227 109V107L225 108ZM235 110L237 108H234ZM241 109V108H239ZM245 109V108H244ZM6 110V109H5ZM21 110V109H20ZM66 110V109H65ZM174 110V111H175ZM208 110V109H207ZM217 110V109H216ZM4 109L0 107V113L3 112ZM19 111V110H17ZM22 111V110H21ZM58 111V110H57ZM73 111V110H72ZM187 111V109H186ZM185 111V112H186ZM214 111V110H213ZM218 111V110H217ZM240 111V113L242 112L241 110H238ZM120 112V111H119ZM165 112V113H164ZM184 112V111H183ZM209 112V110H208ZM226 113V111H224ZM228 112V110H227ZM237 112V110H236ZM246 111H244L245 113ZM22 113V112H21ZM117 113V112H115ZM114 113V114H115ZM135 113V114H136ZM187 113H189L187 111ZM206 113V112H205ZM230 113V112H229ZM239 113V112H238ZM237 113V114H238ZM251 113V112H250ZM3 115V113H1ZM0 114V115H1ZM8 114V112H7ZM26 114V113H24ZM111 114V113H110ZM182 114V113H180ZM207 114V113H206ZM247 114V113H246ZM258 114V113H257ZM115 115H119V114H115ZM175 115V114H174ZM186 115V114H184ZM208 115V114H207ZM221 115V114H220ZM240 115V114H239ZM120 117H123V115H119ZM189 116L191 117V114L189 113ZM219 116V115H218ZM242 116V115H241ZM250 116V114H249ZM252 116V115H251ZM22 117V116H21ZM115 117V116H114ZM113 117V119H114ZM168 117V116H167ZM176 117V116H175ZM182 117H185V116H182ZM222 117V116H221ZM234 117V116H233ZM43 119L46 118L48 120H44V121H40L42 124L43 122L48 124H52L53 123V117L52 115H47L46 117H42ZM41 118V119H42ZM73 118V117H72ZM100 118V116H99ZM166 118V117H165ZM169 118V117H168ZM223 118V117H222ZM221 118V120H222ZM236 118V117H235ZM249 118V117H248ZM260 117H258L259 119ZM10 119V118H9ZM14 119V118H12ZM28 119V118H27ZM97 119V118H96ZM159 119V118H157ZM190 119V118H189ZM214 119L215 118H211ZM232 119V118H231ZM4 120V119H2ZM11 120V119H10ZM89 120V119H88ZM115 120V119H114ZM137 120V119H135ZM142 120V119H141ZM175 120V119H174ZM217 120V118H216ZM235 120V119H234ZM240 120V119H239ZM255 120V119H254ZM260 120V119H259ZM258 120V121H259ZM1 121V120H0ZM143 121V120H142ZM141 121V122H142ZM219 121V120H218ZM224 121V120H223ZM250 121V120H249ZM252 121V120H251ZM257 121V122H258ZM11 122V121H10ZM10 122H8L10 124ZM23 122V121H22ZM71 122V121H70ZM88 122V121H87ZM106 121H101V123L99 124H104L106 123ZM137 122V121H136ZM150 124H151V121L149 120ZM177 122V121H176ZM204 121H200L198 122V125H197V128L195 130V139H196V142L197 143H213V145H217V136L216 134H213L210 136V139L211 141L209 142H205V140L203 139V134H204V127L202 126ZM222 122V121H221ZM232 122V121H231ZM237 122V121H236ZM235 122V123H236ZM255 122V121H254ZM253 122V123H254ZM260 122V121H259ZM74 123V122H73ZM173 123V122H172ZM175 123V122H174ZM227 123V122H226ZM234 123V124H235ZM241 123V121H240ZM239 123V124H240ZM251 123V122H250ZM249 123V124H250ZM2 124V123H1ZM30 124V123H29ZM75 124V123H74ZM84 124H91L93 127H98L99 124H94L93 122H90L89 123H85ZM181 124V123H180ZM233 124V125H234ZM237 124V125H239ZM242 124V123H241ZM247 124V123H246ZM245 124V125H246ZM248 124V125H249ZM257 125V123H255ZM259 124V123H258ZM263 124V122L261 123V125ZM142 125V124H141ZM148 125V124H147ZM225 125V124H224ZM244 125V126H245ZM254 125V126H256ZM261 125H258L257 126V130L259 131V126L261 127ZM24 126V125H23ZM27 126H30V125H27ZM104 126V125H103ZM206 126V125H205ZM218 126V125H217ZM241 126V125H240ZM244 126H241V127H244ZM253 126V128H254ZM100 127V126H99ZM107 127V126H106ZM114 127V126H113ZM108 128V127H107ZM231 128V127H230ZM233 128V127H232ZM246 128V127H245ZM259 128V129H258ZM5 129V130H4ZM4 131H9L8 129H6L4 127ZM22 130H24V127L21 128ZM28 129V128H27ZM26 129V130H27ZM110 129V128H109ZM113 129V128H112ZM145 129V128H144ZM143 129V130H144ZM149 129V130H148ZM240 129H243V128H240ZM56 130V129H55ZM100 134L103 133L102 129L101 128H98L97 129ZM108 130V129H107ZM148 130V131H151V126H149V128H146L145 131ZM214 130V129H213ZM236 130H237V127H236ZM121 131V130H119ZM241 131V130H239ZM243 131V130H242ZM245 131V130H244ZM254 132L252 131V129L249 130V132ZM10 132V131H9ZM8 132V133H9ZM109 132V131H108ZM113 132V131H111ZM142 133V131H140ZM233 132V131H232ZM237 132V131H236ZM248 130H246V133H248V135L250 136L251 134H249ZM169 133H171V130H169ZM234 133V132H233ZM232 133V134H233ZM238 133V132H237ZM257 133V132H255ZM254 133V134H255ZM207 134V133H206ZM243 134V133H242ZM209 135V134H208ZM217 135H219L217 133ZM235 135V134H234ZM237 135V134H236ZM239 135V134H238ZM245 135V134H244ZM25 136V135H24ZM226 136V135H225ZM98 137H101V136H98ZM114 137V136H113ZM219 137V136H218ZM228 137V136H226ZM245 137V136H244ZM22 138V137H21ZM27 138V137H26ZM108 138V136H107ZM139 138V137H138ZM208 138V137H207ZM241 138V136H240ZM221 139V137H220ZM228 139V138H227ZM244 139V138H243ZM243 139H242V142H243ZM6 140V139H5ZM245 140V139H244ZM146 141V140H145ZM226 141V140H225ZM48 142V141H47ZM147 142V141H146ZM229 142V141H228ZM7 143V141H6ZM62 143V142H61ZM76 143V142H75ZM129 143V142H128ZM219 143V142H218ZM227 143V142H226ZM231 143V141H230ZM246 144V142H243V144ZM251 143V141H250ZM138 144H139V141H138ZM232 144V143H231ZM209 146V144H207ZM211 145V146H213ZM227 145V144H226ZM242 145V143H241ZM5 146V145H3ZM130 146V145H129ZM225 144L223 142H220L218 145H217V149L216 151H220L221 153L225 152ZM138 147V146H137ZM160 147H163L165 149V151L167 150H170L171 152H177L179 151L178 147L176 145H167V146H163L161 145ZM214 148L216 146H213ZM213 147H211L212 149H214ZM227 147V146H226ZM254 147V146H253ZM112 148V147H111ZM236 148V147H235ZM245 148V147H244ZM230 149V148H229ZM233 150V149H232ZM231 150V151H232ZM238 150V149H237ZM169 151V152H170ZM215 151V150H214ZM235 151V150H234ZM138 152V151H137ZM64 153V152H63ZM133 153V151H132ZM198 153V152H197ZM125 154V153H124ZM203 155V154H202ZM207 156V155H206ZM236 156V155H235ZM261 157V156H260ZM200 158V157H199ZM202 159V158H201ZM200 160V159H199ZM196 161V160H194ZM198 161V160H197ZM94 162V161H93ZM92 162V163H93ZM98 162V161H97ZM263 162V161H262ZM261 162V163H262ZM91 163V164H92ZM96 163V161H95ZM195 163V162H194ZM193 163V165H194ZM197 163H200L199 161ZM79 164V163H78ZM94 164V163H93ZM86 165V164H85ZM96 165V164H95ZM105 165V164H104ZM196 165V164H195ZM194 165V166H195ZM198 165V164H197ZM203 165V164H202ZM53 166V165H52ZM88 166V165H87ZM86 166V167H87ZM99 166V164H98ZM206 166V165H205ZM257 166V165H256ZM55 167V166H53ZM83 167V166H82ZM90 167V166H89ZM92 167V166H91ZM107 167V166H106ZM201 167V166H200ZM103 168V167H102ZM218 168V167H217ZM221 168V167H220ZM258 168V166H257ZM202 169V168H201ZM206 169V168H205ZM9 170V169H8ZM145 170V169H144ZM247 170V169H246ZM263 170L264 171V167L261 168L259 171ZM96 171V170H95ZM219 171V169H218ZM262 172H258V173H254V175L252 177H261L263 176L264 178V173ZM137 172V171H136ZM248 172V171H247ZM98 173V172H97ZM144 173V172H143ZM206 173V172H205ZM43 174V173H42ZM96 174V173H95ZM204 174V173H202ZM216 174V173H215ZM249 174V173H248ZM247 174V175H248ZM44 175V174H43ZM97 175V174H96ZM145 175V174H144ZM143 175V176H144ZM146 175H147V171H146ZM198 175V174H197ZM218 175V174H217ZM133 175L131 174H125L124 176V179L122 181V184H117L116 186V192L118 195L122 196V197H126V196H132L134 195V192L137 188V186L134 184L135 183V176L132 177ZM212 176V175H211ZM195 177V176H194ZM232 177V176H231ZM159 178L158 174L156 175H153V177L149 178V182L147 181L148 184L150 185H153V187H151L149 190L150 191H154V189L156 190H160V191H163L167 188V185L166 184H163L161 183L159 188H156L155 187V183H156V180ZM186 178H190V176H187ZM250 178V177H249ZM262 178V177H261ZM51 180V181H49ZM214 180V179H213ZM218 180V179H217ZM254 180V179H253ZM257 180V179H256ZM261 180V179H260ZM41 181V182H40ZM38 182H40L39 186L36 187L35 185H33V187H36V190L38 193H36L35 195H38L40 196V194L42 192H46V191H53L54 194H56V191L60 193V190H59V186H56V190H52V188H41V186H45V185H50V184H56L58 185L57 182L60 181V179H58V181L56 182V180H52V179H48V180H40ZM262 181V180H261ZM31 182V181H30ZM99 182V181H97ZM194 182V181H193ZM202 182V181H201ZM254 182V181H253ZM258 182V181H257ZM207 183V181H206ZM217 183V182H216ZM36 184V183H34ZM209 184V183H208ZM263 184V183H262ZM37 185V184H36ZM165 185V186H164ZM214 185V184H213ZM223 185V184H222ZM229 185V184H228ZM29 186V185H27ZM180 186V185H179ZM196 186V185H195ZM208 186V185H206ZM221 186V185H220ZM256 186V185H255ZM260 186V184H259ZM112 186H108V185H104V184H94L93 185V189L94 191H102L103 194L104 193H107V191H109L111 189L112 191ZM200 187V186H199ZM218 187V186H217ZM258 187V186H257ZM179 188V187H178ZM209 188V187H208ZM215 188V187H213ZM29 189V188H28ZM27 189V191H28ZM114 189V188H113ZM181 189V188H180ZM204 189V188H203ZM212 189V188H211ZM228 189V188H226ZM184 190V189H183ZM201 190V189H200ZM215 190V189H214ZM220 190V189H219ZM218 190V191H219ZM229 190V189H228ZM22 191V190H21ZM26 191V190H25ZM79 192H77L78 194H81L82 191L81 190H78ZM233 191V190H232ZM256 191H257V188H256ZM133 192V193H132ZM228 192V191H226ZM27 193V192H26ZM98 193H101V192H98ZM109 193V192H108ZM215 193V192H214ZM231 193V192H230ZM234 193V192H233ZM258 193H263L264 194V186L262 187V189L258 192ZM30 194V193H29ZM83 194V193H82ZM140 194V193H139ZM185 194V193H184ZM223 195V194H222ZM232 195V194H231ZM140 196V195H139ZM169 196H171V193L169 194ZM180 196V195H179ZM178 196V197H179ZM225 196V195H224ZM137 197V196H136ZM232 197V196H231ZM32 198V197H31ZM173 198V197H171ZM229 198V197H228ZM235 198V197H234ZM262 199H257L258 202L256 203V206L253 208V211H254V215L257 216L259 215V208L261 207V205H264V196L261 197ZM4 199V198H3ZM28 198H26V200H28ZM58 199V197H56L55 199L52 200V202L56 201ZM142 199V198H140ZM25 200V201H26ZM135 200V199H134ZM139 200V199H138ZM137 200V201H138ZM146 200V199H145ZM230 200V198H229ZM235 200V199H234ZM237 200V199H236ZM142 201V200H141ZM175 201V200H174ZM179 201V200H177ZM184 201V200H183ZM207 201V200H206ZM231 201V200H230ZM15 202H18V201H15ZM24 202V201H23ZM30 202V201H28ZM28 202L24 203V204H28ZM169 202V201H168ZM171 202V201H170ZM10 203V201L8 202ZM19 203V202H18ZM159 203V204H158ZM254 203V202H253ZM2 204V202H1ZM174 204V203H172ZM177 204V203H176ZM175 205V204H174ZM178 205V204H177ZM180 205V204H179ZM210 206H212L211 204H209ZM235 205V204H234ZM9 206V205H7ZM172 206V205H171ZM182 206V205H181ZM236 206V205H235ZM27 207V206H25ZM190 207V206H189ZM258 207V208H257ZM159 208H160V202H157V205L154 206L151 210H150V214L147 216V221H146V226H145V230H144V233L141 234V238L142 240H144L147 245L145 246L147 249H148V255L151 254V250H150V245L152 242H154V237H153V230L154 228L157 227L156 225V220H155V217L157 214H159ZM179 208V207H178ZM257 208V209H256ZM10 209V208H9ZM175 209H176V206H175ZM187 209V208H186ZM256 209V210H254ZM11 210V209H10ZM9 210V211H10ZM185 211V210H184ZM205 211V212H204ZM204 211H201V212H198L196 213V215L199 217V218H205L207 219L208 218V212L206 210ZM236 211V210H235ZM250 211V210H249ZM252 211V212H253ZM151 212H154L151 214ZM186 212V211H185ZM188 212V211H187ZM239 212V211H238ZM3 214V213H2ZM248 214V213H247ZM250 214V213H249ZM252 214V213H251ZM7 215V214H6ZM221 215V214H220ZM253 216V215H252ZM163 219V218H162ZM165 219V218H164ZM163 219V220H164ZM167 220V219H166ZM165 220V221H166ZM250 221V220H249ZM161 222H164V221H161ZM169 222V221H167ZM196 222V221H195ZM215 222V221H213ZM166 223V222H165ZM164 223V224H165ZM181 223V222H179ZM184 223V222H183ZM204 223V222H203ZM162 223V225H164ZM197 224V223H196ZM195 224V225H196ZM199 224V223H198ZM222 224V223H221ZM255 224V222L253 223ZM161 225V226H162ZM182 225V224H180ZM169 226L170 223H169ZM208 226V225H207ZM166 227V226H165ZM168 227V226H167ZM185 228V226H183ZM160 228V227H159ZM218 228V227H217ZM204 229V228H203ZM163 230V229H162ZM185 230V229H184ZM197 230V229H196ZM250 230V229H249ZM248 230V231H249ZM177 231V230H176ZM244 231V230H243ZM247 231V232H248ZM180 232V231H179ZM187 232V230H186ZM199 232V231H198ZM204 232V230L202 231ZM214 232V230H213ZM245 232V231H244ZM194 234V233H193ZM214 234V233H213ZM212 234V235H213ZM264 233L259 231V229H255V231H252L251 233V236L250 239H255L257 241V239L260 238V241H263L264 243ZM171 235V234H170ZM192 235V234H191ZM201 235V234H200ZM242 235V236H241ZM239 236V239L240 240H243L244 241H247L248 239H246V235L245 234H242ZM180 236V235H179ZM206 236V235H205ZM259 236V238H258ZM193 237V236H192ZM203 237V236H202ZM162 238V237H161ZM172 238V237H171ZM176 238V237H175ZM183 238V237H182ZM238 238V237H237ZM236 238V239H237ZM238 239V240H239ZM184 240V239H183ZM198 240V239H197ZM201 240V239H200ZM239 240V241H240ZM254 240V241H255ZM102 241V240H101ZM161 241V240H160ZM170 241V240H169ZM182 241V240H181ZM180 241V242H181ZM188 241V240H187ZM202 241V240H201ZM196 242V241H195ZM149 243V244H148ZM184 243V242H183ZM186 243V242H185ZM184 243V244H185ZM193 243V242H192ZM206 243V242H205ZM219 243V242H218ZM240 243V242H239ZM243 243V242H242ZM254 243V242H253ZM75 244V243H74ZM155 244V243H154ZM180 244V243H179ZM199 244V243H198ZM182 245V244H181ZM191 245H194V244H191ZM197 245V244H196ZM194 245V246H196ZM200 245L203 246V244L200 243ZM199 245V246H200ZM212 245V243H211ZM261 245V244H260ZM169 246V245H168ZM172 246V245H171ZM179 247V246H178ZM182 247V246H181ZM198 247V246H197ZM201 247V246H200ZM207 247V246H206ZM241 247V246H240ZM258 247V246H257ZM163 248V247H162ZM190 248V247H188ZM204 248V247H203ZM182 249V248H180ZM202 249V248H201ZM209 249V248H208ZM207 249V251H204L205 253H203L202 251H199L201 256L203 257V255L206 256V259H202V262L205 264L207 263L208 261H210V258L208 257L209 253L212 251H209ZM211 249V248H210ZM231 249V248H229ZM233 249V248H232ZM143 250V249H142ZM206 250V249H205ZM239 250V249H238ZM195 251V250H194ZM222 251V250H221ZM96 252V251H95ZM186 253V252H185ZM191 253H192V250H191ZM220 253V252H219ZM223 253V251H222ZM95 254V253H94ZM97 254V252H96ZM98 255V254H97ZM194 255V254H193ZM226 255V254H225ZM94 256V255H93ZM217 256V255H216ZM96 257V256H95ZM146 257V256H145ZM150 257V256H149ZM219 257V256H218ZM228 257V256H227ZM40 259V258H39ZM208 259V261H207ZM41 260V259H40ZM217 258H211V261L214 262L216 261ZM241 260V259H240ZM201 263V262H200ZM216 263V262H215Z\"/></svg>",
  "mask_w": 264,
  "mask_h": 264
}]
</instances>
